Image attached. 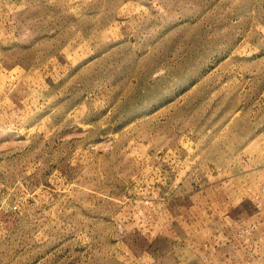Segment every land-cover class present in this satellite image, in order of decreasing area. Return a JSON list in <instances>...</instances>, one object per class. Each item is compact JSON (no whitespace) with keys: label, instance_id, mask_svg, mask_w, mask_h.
I'll list each match as a JSON object with an SVG mask.
<instances>
[{"label":"rangeland","instance_id":"374dc122","mask_svg":"<svg viewBox=\"0 0 264 264\" xmlns=\"http://www.w3.org/2000/svg\"><path fill=\"white\" fill-rule=\"evenodd\" d=\"M263 189L264 0H0V264H264Z\"/></svg>","mask_w":264,"mask_h":264},{"label":"crops","instance_id":"0c3cea01","mask_svg":"<svg viewBox=\"0 0 264 264\" xmlns=\"http://www.w3.org/2000/svg\"><path fill=\"white\" fill-rule=\"evenodd\" d=\"M264 190V189H263ZM255 195H257V194H255ZM258 197H259V195H257ZM259 205H261V203L259 204ZM264 211H262V213H263ZM263 216H264V213L262 214V218H263Z\"/></svg>","mask_w":264,"mask_h":264}]
</instances>
